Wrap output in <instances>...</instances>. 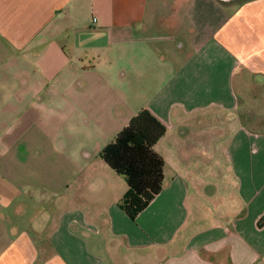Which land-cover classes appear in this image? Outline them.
Here are the masks:
<instances>
[{
  "label": "crops",
  "instance_id": "1",
  "mask_svg": "<svg viewBox=\"0 0 264 264\" xmlns=\"http://www.w3.org/2000/svg\"><path fill=\"white\" fill-rule=\"evenodd\" d=\"M230 6L0 0V264H264V0ZM144 107L165 179L132 219L101 151Z\"/></svg>",
  "mask_w": 264,
  "mask_h": 264
},
{
  "label": "trees",
  "instance_id": "2",
  "mask_svg": "<svg viewBox=\"0 0 264 264\" xmlns=\"http://www.w3.org/2000/svg\"><path fill=\"white\" fill-rule=\"evenodd\" d=\"M167 126L149 109H140L101 151L105 162L123 175L129 191L122 201L125 212L135 219L162 191L165 159L155 149ZM264 225V215L259 226Z\"/></svg>",
  "mask_w": 264,
  "mask_h": 264
},
{
  "label": "rangeland",
  "instance_id": "3",
  "mask_svg": "<svg viewBox=\"0 0 264 264\" xmlns=\"http://www.w3.org/2000/svg\"><path fill=\"white\" fill-rule=\"evenodd\" d=\"M219 1L224 3V4L230 3L231 4L230 7L233 8L234 6L237 5V3H240L243 0H219ZM8 115L10 116V114H8ZM253 121H255V123L252 121H251V123L255 124V126H254L255 128L261 129L264 131V116H262L261 118L260 117L259 118L253 117ZM196 145H198L199 151L202 152V154H198V152L196 151V156H195L196 161H194V164L196 166H194V169H195L196 174L202 175V174H204V166L203 165H204L205 161H204V152L202 151L203 148L200 145H203V144L201 143V144H196ZM216 160H218V161L221 160L223 162L225 159H224L223 155H220L217 153L216 154ZM201 183H202L201 186L193 187V189L197 188L200 190V194L198 197V199H199L198 206L201 207L202 210H203V208L205 209L202 212V220L200 221V223L203 225L204 224L209 225V224H211V222L209 220L213 221L215 219H212L211 216L208 215L209 213L207 212V210H206L207 207L205 208V206L208 205V202L213 201L212 203L215 205L216 209H218L220 202H223V196H225L226 187L224 188L223 186H221L220 190H219V187H217V186L206 187L204 185L203 180H201ZM222 188L224 189V191ZM193 199H195L194 196L192 197L191 201H193ZM212 211H214V210H212ZM43 212L44 211H41L40 213H43ZM46 229H49V228H45L42 225L37 228L36 235H37L38 239L48 240L49 233L45 232Z\"/></svg>",
  "mask_w": 264,
  "mask_h": 264
}]
</instances>
